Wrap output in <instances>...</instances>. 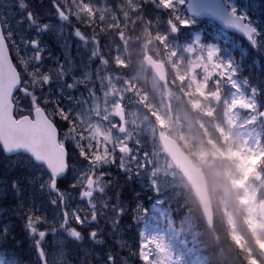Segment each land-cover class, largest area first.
<instances>
[{
    "label": "snow or ice",
    "instance_id": "6c2138e0",
    "mask_svg": "<svg viewBox=\"0 0 264 264\" xmlns=\"http://www.w3.org/2000/svg\"><path fill=\"white\" fill-rule=\"evenodd\" d=\"M148 3L170 13L164 39L189 25L190 20L180 14L184 0H148L140 5L141 9ZM0 4H5V0H0ZM5 6L9 8L7 15L0 8V153L25 156L35 166V175L28 178V183L35 184L37 193L47 197L51 218L39 206L28 207L23 213L24 228L40 264H49L50 255L56 264H61L66 259L67 240L80 244L86 235L93 244L105 243L104 230L98 226L102 217L107 216L111 231L122 232L121 218L128 208L120 195L127 182H142L154 195H159L161 184L140 138L118 130V119L105 120L107 132L98 137L104 127L98 117L94 122L92 113L99 112L100 97L106 94L103 72L107 71L99 38L94 37L89 48L87 34L72 24L56 0H33L32 4L29 0H15V12L11 3ZM246 6L241 0L230 8L229 23L256 47L258 32L242 10ZM48 15H54L58 28L46 18ZM65 25L72 30L70 40L59 42L61 58L53 53V42L45 37L53 33L60 36ZM72 42L87 52L86 63L81 64L78 73L74 71ZM185 48L198 49L215 67L209 87L226 102H243L245 114L256 124H264L261 90L249 84L246 77H239L231 58H222L214 45ZM69 175L72 181L61 187L58 180ZM11 187L19 194L16 180ZM146 215L139 203L131 209L134 222L143 221ZM6 235V229L0 232V237ZM49 235L56 249L51 254L45 247ZM115 243L118 248L127 247L121 239ZM130 255L139 264H180L164 234L145 238L141 231L138 245L130 250ZM116 259L108 250L103 264H116ZM120 261L127 264L123 256Z\"/></svg>",
    "mask_w": 264,
    "mask_h": 264
},
{
    "label": "trees",
    "instance_id": "16d2710c",
    "mask_svg": "<svg viewBox=\"0 0 264 264\" xmlns=\"http://www.w3.org/2000/svg\"><path fill=\"white\" fill-rule=\"evenodd\" d=\"M30 2L32 4L33 0H29ZM56 2L63 12L72 19V24L87 34L89 48L92 47L93 38H99L100 49L107 58L106 66L109 70L115 71L120 84H125L124 96L122 97L124 104L141 106L154 119L155 123H158V114L168 116L169 109L173 110L176 127L172 129L170 135L176 138L192 156H194V153L190 143L194 141L190 140L188 142L184 132L183 118L179 115L178 109L187 111L194 117L197 124L205 125L213 130V133L203 135L207 136L206 144L209 146V161L211 162L209 165L202 163L215 211V223L212 229L207 228L204 223L198 206L182 177L178 174H176L175 179L169 176L167 171H174V168L170 165L156 137L153 139L156 154L151 160L155 165V172L158 174L161 184L159 195H153L152 190L148 189L145 184L133 180L124 185L121 191L122 201L125 200L128 205L134 207L139 203L147 211L145 218L151 220V213L155 211L151 206L153 198H161L163 201L160 203V207L163 210L166 208L169 213V218L166 219L167 222L175 223L176 227H179L177 223L183 224V226L187 223L191 224L193 245L197 248V252L201 253L199 254L200 264H214V262L215 264H244L242 257L228 244L229 239L247 257V264H255L251 258H259L258 251L260 247L258 241L264 238V232L260 231L257 238L253 237V232L244 223L245 213L240 201L241 190L237 183L236 164L232 156L227 154L228 152H226V147L223 144L220 145V148L215 145L214 142H218L217 136H214L216 131H214V126H209V121L216 125L221 124L223 115L220 110L209 115L203 111L200 95L189 82L187 71L190 53L185 47L190 45L195 32L200 34V43L203 45L208 42H218L222 47V54L233 61L235 59L241 62L240 71L242 76H246L252 85L261 90V95H264V0H245L247 6L242 9L251 16V19L261 31L255 48L207 19L198 20L185 28H179L177 34H169L168 39H164L165 32H168L167 20L170 13L152 3L144 5V8L141 9L140 5L148 2V0H128L127 4H125V0H56ZM235 3L237 6L241 3V0H235ZM182 10L181 7V15ZM135 17H139V19H134ZM145 19L148 21L146 30ZM53 25L56 28L59 27L56 20ZM71 30L70 25H65L64 32L60 36L57 37L53 33L49 37H45L49 42H53L52 51L54 54L58 53L61 58H63V50L59 47V42H63L66 38L70 40ZM143 42H147L148 47H145ZM153 45L160 50L161 56L167 53L169 57L163 62L168 68L167 86L172 92L170 97L166 96L163 89L165 85L157 82V87H153L151 84V81H153L152 75L151 77L146 76L150 69L144 64L143 57L146 53H150L155 57L156 53L152 51ZM236 46L239 49V54H237ZM80 48H77L75 42L71 43L72 58L76 56L75 49ZM83 54L80 53L82 63H86L87 52ZM80 56L77 57V60ZM141 57L142 63L137 67V62L141 60ZM126 62H131L136 70V75L138 71H145L146 87L151 85L153 90L151 103L145 98L144 91L137 90V87L129 80V68ZM176 63L177 65L174 67ZM138 78L143 79L142 77ZM175 93H179L177 101L173 98L176 95ZM157 97H159V100H157ZM193 101H197L195 102L197 105L193 104ZM209 138L214 139V142H210ZM141 146L145 148L146 145L141 143ZM214 147L220 149V153L213 151ZM7 168L4 161L0 162V175L5 174ZM13 174L12 172L11 182L14 180ZM11 182L9 183L8 178L4 177L0 184L1 186L10 187ZM66 185L65 183L64 186ZM172 206L173 208H171ZM10 208H8V211ZM229 212L233 217L237 231L243 237L240 244L232 235L228 220ZM127 215L131 219V208L128 210ZM16 220L18 223L21 218L16 217ZM16 235H20V233L18 232ZM19 248L21 249V246Z\"/></svg>",
    "mask_w": 264,
    "mask_h": 264
},
{
    "label": "rangeland",
    "instance_id": "374dc122",
    "mask_svg": "<svg viewBox=\"0 0 264 264\" xmlns=\"http://www.w3.org/2000/svg\"><path fill=\"white\" fill-rule=\"evenodd\" d=\"M229 1L231 8L234 7L233 1ZM8 3L12 4L13 7L11 10L15 12V0H5V4ZM5 4H3V7L7 15L9 13V8L6 7ZM9 19H11V17H9ZM143 43L145 47H148L147 42ZM75 52H77L76 56L72 59L74 68L76 69L79 66L81 67V64L79 63H82V55L80 56V53L82 52L86 54V51L83 47H81L80 49H75ZM78 56H80L79 60H77ZM193 59L189 69V82H193V85L196 87L197 92H201L204 97L209 100V103H218L219 100H214V96L220 95L218 91L213 90L210 92H206L204 89L205 84H207V87H209L208 82L213 75L211 72L213 69H215V67L211 66L209 61H207L206 56L202 55L200 52H197L196 56ZM93 70H95V66L93 67ZM144 72L145 71L143 70L140 71L138 77H142L143 79H145ZM103 77L106 94L100 97V103L98 106L99 112L92 113L94 122L95 118L98 117L100 124L104 127V131L98 132L99 138H102L103 135L107 132V126L104 125V121L111 118L117 119L116 113L118 111V107L122 106L121 96L124 93L123 84L121 85L119 83V77L114 70L111 71L107 69V71L103 72ZM151 84L153 87H157V83L154 80L151 81ZM170 95L171 92L167 93V96ZM105 101H108L107 105L105 104ZM222 101L225 102L226 107L223 106L221 111L227 119L228 127L227 129H222L221 127L216 129L220 132L223 141H227L226 148L230 150V153L233 155L232 157L235 160V164L238 170V184L242 191L241 205L245 213V220L251 232H258L260 231V227L264 228V131L257 127L253 118L245 114L244 109L246 105L243 102H226L224 99H222ZM121 112L123 114V110ZM128 112L130 117L125 122V131L129 135L138 136L140 140H150L152 135L154 134V129L153 122L151 121L149 116L145 112H143L141 107L138 105L131 107ZM128 112L125 111L124 114ZM181 116L183 118L184 132L187 136L188 142L190 140H195V143L191 142L190 144H192V152L195 154L196 160H198L199 164H201L202 162L208 164L210 162V151L209 146L205 144L204 137L202 136V133H205L204 129H202L200 125L198 126V124L195 122L194 117L191 116L187 111H183L181 113ZM158 119L160 124L167 128L165 117L159 116ZM168 120L171 122L172 128L175 129V117L173 115H170L168 117ZM118 130L122 131L120 125ZM213 151H215L216 153H220V149H217L216 147H214ZM23 165L24 167L22 169L24 171V178L22 179L25 184V186H21V193L23 194L21 203L23 205V210L27 209L28 207L35 208L39 206L40 211L42 213L46 212V214L49 215L50 218L51 211L46 203L47 197L44 194L37 193V187L35 184L30 185L28 183V178L35 175V167L27 161L24 162ZM254 178H256V180H254ZM28 188H30V190H26ZM258 189H262L259 194H257ZM259 205H262V212L258 211ZM106 221L107 216L102 217L100 219V224L98 225L104 230V240L109 239L110 241H114L117 239H121L127 243V247L124 248V250L130 253V250L134 249L133 246L129 244L131 241L129 239L121 237V232H112L110 228L106 226V224H108ZM229 221L232 224L230 217ZM185 227L187 228L189 233L190 229L192 228L191 224L187 223ZM142 231L144 232L145 238L151 236H160L162 234L161 230L153 225L145 226ZM184 231L186 232V229H184ZM122 232H124L123 229ZM57 235L63 234L58 233ZM234 236L236 238L235 234ZM91 245L92 258L95 261V264H103L105 253H103L102 251V246L100 247V245H98V252L93 251V248L96 246V244L92 243ZM80 246L84 247L85 242L82 241V244ZM261 246L264 249V241H261ZM69 249L71 248H69L67 244H64L66 259L64 261H61V264H67V260H71L72 264H89L86 263L89 260L87 256L84 258L80 257L79 250L72 254L70 253ZM55 250L56 249L53 246L52 251L49 254H51ZM113 254H115L117 257L116 264H121V256L126 258L127 264H133V261H131L122 251L115 249V252ZM172 254L175 257V254ZM194 254L195 247L192 246V255ZM50 258L53 259V264H56V260L51 255ZM190 258L192 257L190 256L189 260ZM36 264H40L39 260L36 262Z\"/></svg>",
    "mask_w": 264,
    "mask_h": 264
},
{
    "label": "water",
    "instance_id": "95a60500",
    "mask_svg": "<svg viewBox=\"0 0 264 264\" xmlns=\"http://www.w3.org/2000/svg\"><path fill=\"white\" fill-rule=\"evenodd\" d=\"M186 11L195 17H207L214 20L224 29L245 37L229 21V10L223 0H187ZM246 38V37H245ZM147 65L155 72L160 81L165 82L166 67L162 62L156 61L150 55L145 57ZM159 139L166 148L173 164L179 170L192 188L209 227L213 225V209L207 191L205 176L192 159L182 150L180 144L159 131Z\"/></svg>",
    "mask_w": 264,
    "mask_h": 264
},
{
    "label": "clouds",
    "instance_id": "9594fccd",
    "mask_svg": "<svg viewBox=\"0 0 264 264\" xmlns=\"http://www.w3.org/2000/svg\"><path fill=\"white\" fill-rule=\"evenodd\" d=\"M127 3H128V0H125V4H127ZM134 19H139V17H135ZM147 23H148V21L145 19V21H144L145 30H146ZM152 51L156 53L155 59H157V60L164 61V60H167L169 58L167 53H165L164 56H161L160 50L155 45H153ZM126 63H128V68H129V76H128L129 80L131 81V83L133 85H135L137 87V90H143L144 91L145 98L148 99L149 102L151 103L152 96H153V90H152L151 85H148L146 87L147 80L138 78L136 75V70L133 68L131 62H126ZM140 63H142V57H141V60L137 62V67H139ZM151 75H152V73L149 70L146 73V76L151 77ZM161 84H163V81H161ZM164 87H166V85ZM177 87H179V85H177ZM173 91H175V90H173ZM181 91H182V89H181ZM175 94L177 96L179 95V93H175ZM157 100H159V97H157ZM165 122L167 125L166 129H160L159 126L155 122H153V128H155L157 130V135L159 134V131H168L169 134H172V125H171V122L168 120V117H165ZM228 244L231 245L233 250L242 257V259L244 260V264H247V257L242 252H240V250L238 248L235 247V245L231 242L230 239L228 240ZM49 264H53L52 258H49ZM67 264H72V261L67 260ZM214 264H215V262H214Z\"/></svg>",
    "mask_w": 264,
    "mask_h": 264
}]
</instances>
